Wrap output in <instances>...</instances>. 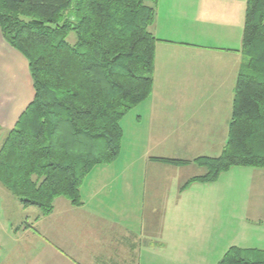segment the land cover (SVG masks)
Wrapping results in <instances>:
<instances>
[{
	"label": "crops",
	"instance_id": "0c3cea01",
	"mask_svg": "<svg viewBox=\"0 0 264 264\" xmlns=\"http://www.w3.org/2000/svg\"><path fill=\"white\" fill-rule=\"evenodd\" d=\"M239 5V0H157L150 26L158 39L153 85L135 107V135H147L148 144L161 135H199L194 140H207L203 147L187 146L202 147L197 156L221 152L242 63ZM33 96L27 60L0 32V138ZM150 151L147 145L138 157L120 154L94 167L80 187L82 204L57 197L46 215L17 203L31 211L14 217L8 206L16 200L0 185V264H215L230 247L264 251V168L243 167V190H235L233 184L241 181L235 174L225 177V188L221 175L183 188L193 175L181 173L195 164H164L153 158L172 156ZM147 166L156 181L177 175L181 185L169 193L167 186L150 192ZM196 168L198 175L203 172Z\"/></svg>",
	"mask_w": 264,
	"mask_h": 264
},
{
	"label": "trees",
	"instance_id": "16d2710c",
	"mask_svg": "<svg viewBox=\"0 0 264 264\" xmlns=\"http://www.w3.org/2000/svg\"><path fill=\"white\" fill-rule=\"evenodd\" d=\"M157 0H0V32L28 63L34 96L0 144V185L48 214L121 152V118L150 95ZM74 34L73 42L67 37ZM227 137L216 156L154 157L203 169L214 182L235 166L264 168V0H246ZM217 264H264L263 250L230 247Z\"/></svg>",
	"mask_w": 264,
	"mask_h": 264
},
{
	"label": "rangeland",
	"instance_id": "374dc122",
	"mask_svg": "<svg viewBox=\"0 0 264 264\" xmlns=\"http://www.w3.org/2000/svg\"><path fill=\"white\" fill-rule=\"evenodd\" d=\"M239 1H240L239 6L242 10V27H241V38H242L243 23H244V9H245L246 1H243L242 4H241L242 1L241 0H239ZM241 38H240V41H241ZM73 39H74V34L70 33L67 37V40L69 42H73ZM243 61L245 63V58H242V62ZM136 109H138V107L133 108L131 111H129L127 114H125L120 120V126L122 128L121 153H120L121 156L120 157L125 158L127 156V158H131L132 155L138 157V154L141 152V149L144 147L146 148L147 145H150L151 146L150 152L153 155L159 154L161 156H172V158H179V159L190 158V159H192L195 156H197L196 154H198V151H200V152L202 151V149H201L203 147L202 143L204 144L207 142V140H202V139L194 140L199 135L176 134V135H174L175 137H173V135H161L158 140H154L152 144H148V142H149L148 138L146 141L147 135H139L137 133L135 135V133H134L136 131V128L134 127L135 126L134 123H135ZM1 139L2 138H0V144H1ZM134 142H136L137 145L133 147L132 143H134ZM194 144H201L202 147H200L199 149L195 148V150H193V148H191V149L187 148L188 145H194ZM164 146H166L167 148H168V146L172 147L171 149H169L171 153H169V150L163 149L162 147H164ZM196 149H198V150H196ZM138 151H140V152H138ZM210 152H211V149H210ZM123 166H124V164H123ZM196 167H198V166L192 165V166L186 168V170L183 173H181V177L186 176V175H188V176L198 175L197 174L198 170ZM243 167H246V166H235L234 168L232 167L233 169H231V170L229 169L230 171L228 170V171L220 174L221 175L220 179H222L223 188H225L228 185L227 181L225 180L226 179L225 177H227L231 174H235L241 180L238 182V184L237 183L233 184L235 190H237V189L243 190L245 188V186H243V182L245 180L244 179V173H246L247 170H245V168H243ZM170 169H173V168H170ZM242 169H244V170H242ZM246 169H249V167H247ZM145 170L147 172L146 176L150 175L149 174V172H150L149 166L145 167ZM199 171H201V169ZM158 172H160V171L156 170L157 175L159 174ZM177 178H178V180H177ZM181 179H179V176L176 175V176H174V178H172V177L166 178L165 183H163V178H161V177L159 178V182H158V181H156V178L154 176H148V181L146 183V186L150 189V192L155 191L156 186H160V192H161V187L167 186L165 188V190L169 188L168 189V193H169V192H172L174 190V188H173L174 184H176L177 187H179L181 185V183H179ZM176 195H178V193ZM12 197L16 200V202L11 203V205H9L8 208H11V212L13 213L14 217H16L17 214H20V211H25V210L31 211L30 208H27L25 210L22 208H19V206L17 204V203H19L18 199L16 197H14L13 195H12ZM172 200H174V196H173ZM2 211H3V215H4V210L2 209ZM26 211H25V213H26ZM218 262L219 261H217V263ZM217 263H215V264H217Z\"/></svg>",
	"mask_w": 264,
	"mask_h": 264
}]
</instances>
